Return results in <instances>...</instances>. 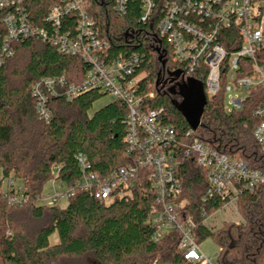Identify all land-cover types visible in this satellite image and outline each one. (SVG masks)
I'll return each instance as SVG.
<instances>
[{"label": "trees", "instance_id": "1", "mask_svg": "<svg viewBox=\"0 0 264 264\" xmlns=\"http://www.w3.org/2000/svg\"><path fill=\"white\" fill-rule=\"evenodd\" d=\"M54 1L27 0L35 24L42 26ZM86 4L100 34L111 43L109 57L142 52L141 71L146 75L140 83L145 92H154L149 106L165 107L167 122L180 132L187 131L190 126L171 101L181 100L180 83L173 82L166 89L157 85L164 73L180 66L162 40L163 67L152 37L154 26L140 19L142 0H127L124 14L116 11L115 0H86ZM5 36L0 22V46ZM12 46L14 55L0 66V167L4 178L22 181L30 200L24 206L8 204L0 180V264H193L179 247L178 229L170 227L163 233L164 227L155 223L157 192L143 171L110 200L79 191L65 206L36 201L53 177L54 166L60 167L57 178L68 187L80 178V153L87 156L90 169L100 178L133 162L125 142L127 108L113 100L92 112L105 94L92 89L71 99L51 98L52 118L45 123L37 114L31 85L42 77L58 75H65L69 83H79L85 62L36 38ZM224 105L223 91L208 100L203 125L195 135L204 144L264 171V155L254 138L259 123L255 101L248 99L242 108L229 112ZM179 172L181 199L187 200L180 217L193 216L199 242L209 237L216 241L218 264H264V183L240 194L241 222L226 221L212 229L204 224L201 211L206 208L213 213L223 203L219 198L203 201L206 171L188 159ZM54 233L58 241L52 244Z\"/></svg>", "mask_w": 264, "mask_h": 264}, {"label": "built area", "instance_id": "2", "mask_svg": "<svg viewBox=\"0 0 264 264\" xmlns=\"http://www.w3.org/2000/svg\"><path fill=\"white\" fill-rule=\"evenodd\" d=\"M126 3L127 0H115L116 11L124 14ZM140 19L144 24H153L152 37L163 59L162 40L170 47L173 61L179 64V69L170 71L175 77L173 82L204 79L207 99L223 91L228 112L242 108L248 99L255 101L254 115L259 123L254 138L264 155V0H142ZM0 22L6 31L0 46V66L14 55L12 43L28 38L51 44L85 62V74L79 83H69L65 75H58L42 77L31 85L42 121H51V98L71 99L92 89L113 95L127 108L125 142L133 162L100 178L90 169L87 156L80 153V178L63 193L40 195L36 201L55 204L79 191L110 200L121 194L122 187L133 184L143 171L157 192L159 211L154 215L155 223L178 229L179 247L191 263L218 264L217 258H209L201 251L193 216L180 217L187 200L181 199L179 169L192 159L206 171L203 201L219 198L223 203L213 213L206 208L201 211L204 224L212 229L221 227L215 218L217 213L239 212L240 194L263 184L264 171L204 144L191 127L180 132L167 122L165 107L151 108L148 102L154 92H145L140 83L146 75L141 71L143 53L110 58L111 43L100 34L86 0H55L42 26L32 20L27 0H0ZM178 70L179 76L175 74ZM232 86L241 93L246 91V95L236 94L229 99L227 92ZM59 169L53 167L57 172ZM3 197L13 206H24L30 200L25 186L16 185L13 176Z\"/></svg>", "mask_w": 264, "mask_h": 264}, {"label": "rangeland", "instance_id": "3", "mask_svg": "<svg viewBox=\"0 0 264 264\" xmlns=\"http://www.w3.org/2000/svg\"><path fill=\"white\" fill-rule=\"evenodd\" d=\"M236 94L239 97H242V96L246 95V91L241 93L240 91L235 90V88L232 86V89L227 92V97L230 99L233 95H236ZM113 100H115L113 95H111L109 93H105L104 95H102L101 99L98 100L94 104L91 111L93 112V111L99 109L100 107L112 102ZM57 176H58L57 170H53V177L50 180H48L43 186V191H42L43 196L55 194L56 192L63 193L64 191L67 190V188H68L67 183L64 180L57 178ZM10 178L11 177L4 178L3 169L0 167V180L1 179L3 180L2 181V188L3 189L7 188ZM15 184L21 185L22 181L15 178ZM66 203H67V198L62 199L60 201L61 206H65ZM215 218L218 221V226H222L225 221L241 222L243 220V217L239 212H236V211L230 212V210H226V211H222L220 213H217L215 215ZM169 231H170L169 226H166L163 228V233H166ZM50 241L52 244L56 243L58 241L57 233H54L50 237ZM200 248H201V251L207 257L214 258V259L217 258L219 251H220L219 245L216 243V241L214 239H212L210 237L201 241ZM151 264H156V262L153 261Z\"/></svg>", "mask_w": 264, "mask_h": 264}, {"label": "water", "instance_id": "4", "mask_svg": "<svg viewBox=\"0 0 264 264\" xmlns=\"http://www.w3.org/2000/svg\"><path fill=\"white\" fill-rule=\"evenodd\" d=\"M160 53L161 50L159 49ZM159 60L165 66L166 61L163 59V55L160 53ZM177 76L180 75V71H176ZM159 80L157 81V85ZM181 100L172 99V104L176 109L181 112L188 125L197 130L203 125L202 116L205 106L208 103V99L205 93L204 84L196 79H189L188 81L180 84Z\"/></svg>", "mask_w": 264, "mask_h": 264}, {"label": "flooded vegetation", "instance_id": "5", "mask_svg": "<svg viewBox=\"0 0 264 264\" xmlns=\"http://www.w3.org/2000/svg\"><path fill=\"white\" fill-rule=\"evenodd\" d=\"M170 71H167L166 74L164 73L163 78L159 81L158 85L159 87H161V89H166L169 86V84H172L173 81L175 80L174 75Z\"/></svg>", "mask_w": 264, "mask_h": 264}]
</instances>
